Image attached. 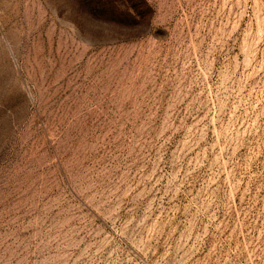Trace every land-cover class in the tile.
<instances>
[{"label": "rangeland", "instance_id": "1", "mask_svg": "<svg viewBox=\"0 0 264 264\" xmlns=\"http://www.w3.org/2000/svg\"><path fill=\"white\" fill-rule=\"evenodd\" d=\"M0 264H264V0H0Z\"/></svg>", "mask_w": 264, "mask_h": 264}]
</instances>
